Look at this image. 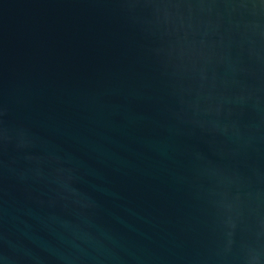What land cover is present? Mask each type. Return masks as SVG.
<instances>
[{
    "label": "water",
    "instance_id": "obj_1",
    "mask_svg": "<svg viewBox=\"0 0 264 264\" xmlns=\"http://www.w3.org/2000/svg\"><path fill=\"white\" fill-rule=\"evenodd\" d=\"M0 264H264V0H0Z\"/></svg>",
    "mask_w": 264,
    "mask_h": 264
}]
</instances>
